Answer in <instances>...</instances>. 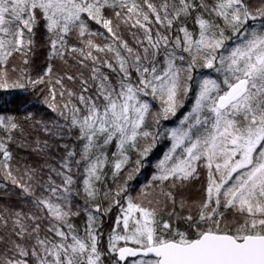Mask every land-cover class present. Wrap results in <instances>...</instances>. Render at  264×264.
Returning <instances> with one entry per match:
<instances>
[{"label":"snow or ice","instance_id":"obj_1","mask_svg":"<svg viewBox=\"0 0 264 264\" xmlns=\"http://www.w3.org/2000/svg\"><path fill=\"white\" fill-rule=\"evenodd\" d=\"M0 264H264V0H0Z\"/></svg>","mask_w":264,"mask_h":264}]
</instances>
